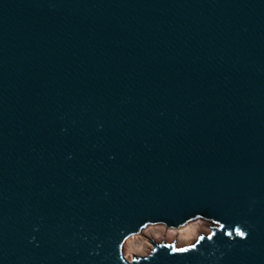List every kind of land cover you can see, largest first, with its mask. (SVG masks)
<instances>
[{"label": "water", "instance_id": "95a60500", "mask_svg": "<svg viewBox=\"0 0 264 264\" xmlns=\"http://www.w3.org/2000/svg\"><path fill=\"white\" fill-rule=\"evenodd\" d=\"M0 264H264V0H0Z\"/></svg>", "mask_w": 264, "mask_h": 264}, {"label": "rangeland", "instance_id": "374dc122", "mask_svg": "<svg viewBox=\"0 0 264 264\" xmlns=\"http://www.w3.org/2000/svg\"><path fill=\"white\" fill-rule=\"evenodd\" d=\"M196 222L202 224V228H201L200 232L196 233L193 241H191L190 243L180 245V244H178V241L175 239L173 241H167V240H165V238L160 233V229H167V231L169 232L171 230H176L178 228L180 229L182 227H185L184 225L188 226L189 224L196 223ZM217 225H218V223L215 222L214 220L206 218V217H202V216H196L192 219H189L188 222L180 225V227L167 226L163 222H152V223L145 224L138 232L130 235L128 238L133 237V236H140V237H142V240H140L141 242L148 243V245H143L144 243L139 245V249H141V252H135L133 254V257H137L141 254L149 253L152 250V248H154V243L152 241H154V242H166V243H172V244L174 243L175 247L181 248V247H184L186 245L193 244L195 241H197L200 238L201 235L211 233L213 230V227L217 226ZM155 237L159 238L160 240H156Z\"/></svg>", "mask_w": 264, "mask_h": 264}, {"label": "bare ground", "instance_id": "6f19581e", "mask_svg": "<svg viewBox=\"0 0 264 264\" xmlns=\"http://www.w3.org/2000/svg\"><path fill=\"white\" fill-rule=\"evenodd\" d=\"M185 227L178 228L176 230L167 231V229H160V233L167 241H173L174 239L178 241V244H186L193 241L196 233L201 231L202 224L200 223H192L188 226L184 225ZM175 227H180L175 226ZM128 239V240H127ZM124 244V253L127 258L132 259L133 254L135 252H141V249H139V245H148L146 242H141L142 237L140 236H133L130 238H127ZM156 240H160L159 238H156ZM144 251V250H143ZM146 251V250H145ZM140 254V253H139Z\"/></svg>", "mask_w": 264, "mask_h": 264}, {"label": "snow or ice", "instance_id": "6c2138e0", "mask_svg": "<svg viewBox=\"0 0 264 264\" xmlns=\"http://www.w3.org/2000/svg\"><path fill=\"white\" fill-rule=\"evenodd\" d=\"M183 250V249H182Z\"/></svg>", "mask_w": 264, "mask_h": 264}]
</instances>
